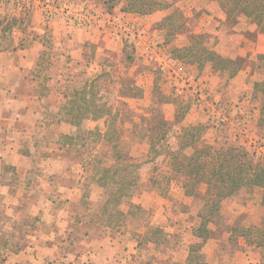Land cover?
Returning <instances> with one entry per match:
<instances>
[{
    "label": "rangeland",
    "instance_id": "1",
    "mask_svg": "<svg viewBox=\"0 0 264 264\" xmlns=\"http://www.w3.org/2000/svg\"><path fill=\"white\" fill-rule=\"evenodd\" d=\"M181 1L54 0L52 7L57 12L49 19L45 11L51 8V0H0V50L9 46L11 52L21 50V54L29 48L45 51L39 65L43 72L37 68L32 74V93L38 99L34 104L28 102L26 112H19L25 127L21 135H11L12 149L20 153L10 152L9 159L20 164L15 179L19 193L26 197L25 209L13 210L7 218L8 213L3 212L0 220L2 243L12 237L24 247L26 230L34 233L28 235L29 242L34 237L42 245L35 246L33 264L42 259L41 264H144L160 256L164 264H182L177 256L190 249L194 261L204 260L202 249L207 240L200 246L192 232L177 235L181 234L177 231L173 237L176 241H172L169 225L152 212L159 208L160 196H174L178 211L189 215L192 210L194 215L188 219L199 224L195 215L200 201L191 196L190 208L183 205L189 204L191 197H184L180 187L183 177L173 170L172 164L177 165L181 155L177 153L172 159L168 151L192 152L191 147L178 149L181 136L191 126L201 124L205 128L201 134L204 143L197 142L198 148L206 143L222 148L241 145L255 154L254 159L264 158V103L255 87L264 79V61L254 53L256 27L241 16L228 19L217 0H198V9L197 3L181 8ZM158 3L163 9L155 10ZM173 5L178 12L172 13ZM85 8L96 19L90 27L76 26L71 14ZM213 19L219 20L215 27ZM90 30L108 34L113 49L96 50L89 54L92 57L88 61H73L71 44ZM45 31L49 38L40 37ZM150 50L167 64L169 73L156 68V62L149 58ZM208 52L215 55L207 58ZM218 55L232 60L228 69L238 65L246 71L238 75V71L220 70ZM58 69L65 72V100L57 94L60 89L55 88V92L45 88V73ZM240 82L246 87L241 89ZM70 98L76 101L71 112L80 116L77 123L69 121L66 108ZM10 103L11 107L17 106L16 102ZM107 111L108 116H117L116 122L122 128L116 146L113 141L98 140L97 134L106 128ZM28 116L36 117L33 120ZM148 118L166 122V135L157 145L158 153L149 149L148 136L158 133L150 129L155 121L151 125L146 122ZM64 134L72 137L66 139ZM18 146L26 147L29 154H21ZM121 155L140 162V183L136 194L120 203L118 208L126 215L118 222L119 227L112 229L101 222L105 221L103 206L108 190L96 178L103 166L122 163ZM260 188H240L247 199L246 209L253 211L241 221L243 225H249L254 215L260 220L264 217L256 204L262 196ZM225 202L220 203L222 214L208 224L212 232L223 228L230 214L226 212L229 200ZM176 218L178 222L182 219ZM155 227L161 228L156 245L143 239L136 248L142 253L128 252L132 242L141 241L147 228L149 237ZM30 248L20 250L19 264H32Z\"/></svg>",
    "mask_w": 264,
    "mask_h": 264
},
{
    "label": "crops",
    "instance_id": "2",
    "mask_svg": "<svg viewBox=\"0 0 264 264\" xmlns=\"http://www.w3.org/2000/svg\"><path fill=\"white\" fill-rule=\"evenodd\" d=\"M197 1L198 0H182L180 6L181 8L182 6H194V3H197ZM206 1H208V3L213 2L210 0ZM163 7L164 6H161L160 4V6L155 8V10H158L159 8L163 9ZM191 8L192 7H190V9ZM195 8H199L198 3ZM177 9V6L173 5L171 10L173 11L172 13L178 12ZM240 16L244 17L242 15ZM219 17L221 18L222 16ZM140 18L141 16H139V19ZM217 22L215 19H213L214 27L215 25H217ZM203 25L204 28L208 29L209 26L212 25V23L210 22L209 26H207V24ZM252 25L256 27L254 23H252ZM256 29L257 41L256 50L254 51V53L255 55L259 56L261 54H264V31H259L257 27ZM45 33L46 31L43 32L40 37L43 38L44 36H47L49 38L47 33L46 35ZM79 36L81 37L77 38L74 44H71V50L69 53L72 57L71 59H74L73 61L75 62L90 60V57H92V55L89 54H93L96 50L100 49L103 51H111L113 49L112 46L114 42L108 34L97 33L93 30H90L82 35L80 34ZM50 38L52 37L50 36ZM54 45H56V42L55 44L51 45V48ZM28 50L29 52H26L25 54H21L20 52H23L21 50L11 52L9 48L4 49L3 51L0 50V220L4 218L3 212L8 213L6 216L7 218L8 215L13 212V210L19 211L21 209H25L26 204V197L24 196V194L19 193L20 188L18 186L17 180L15 179V177L18 175L16 172L18 171L20 164L13 163L9 159V153L12 151H14L15 153H20L18 150H13L11 145L12 140L14 139V137L11 135H16L18 137L19 135H21L20 133H22V130L25 129V127L21 125L24 122H21V120H19V117L24 116H18L20 114L19 112H26L29 109L28 102L30 101L32 102V104H34V99H38L32 93L34 90V80L32 74L37 68L38 70L36 71H42L40 70L41 68L39 65L41 64V60L43 59V54H45V51L43 49L41 50V48H39V50L37 51H35L33 48H29L26 51ZM222 57L226 56L222 55ZM55 71L56 70H54L53 72L49 71L48 74L45 73V88L49 91H55V88L60 89L57 94H60L59 98L65 100L67 99V93L65 92L64 88H67V86L62 84L66 81L64 79L65 72H61V69H58L57 72ZM245 71L246 69L243 71L239 69L238 75H240V73H244ZM63 76L64 78H62ZM236 77L237 75L235 76V78ZM239 85L242 86L241 89H243V87H246L243 86L242 82H240ZM61 90H63V92H61ZM19 97L24 98L23 100H20ZM10 102H16L17 106H9L12 105ZM33 112L31 111V113ZM28 117L34 120L36 116ZM18 149H20L21 154H29V152L26 150V147L22 148L18 146ZM241 190L242 189L238 191V194L235 193L234 195L224 198L220 202L223 205L225 200H229V202H227L229 204V208L226 209V212H229L230 214H227L225 217L226 219L224 220V227L221 229L214 228V232H212V235H210V237L207 239V242H209H206V244L204 243V249H202V253L204 254V262L206 264H264V251L261 248L247 246L245 244V240L242 237H238L236 240H233L231 238L232 228L242 224L241 221H244L246 219V215H251L253 213V211H249L246 209V207L248 206L247 199L244 198L243 195L245 193ZM184 197L190 198L191 196L185 195ZM176 199L177 198H175L174 196L170 197L169 195L165 197L160 196L159 208L152 211L154 212L155 217L160 218V222L165 221V225H169L168 230H170V233H172V239L175 236L174 233H177V231L181 232V234L177 233V235H182V233L184 232L189 233V231L190 233H193V228L197 225L196 223H190L188 219V216L191 215L193 217L194 215L192 210L191 212L187 211L189 215L186 213L182 214L183 212L180 213V211H178V203ZM190 199L191 200L189 204H185L186 202L183 204L184 206H188L187 209L190 208L189 205H191L193 198L191 197ZM256 204L264 211V204L262 203L261 194ZM197 209L198 213L200 206H198ZM226 212H224V214ZM220 214H222L221 206ZM231 214L233 215L232 217H230ZM196 215L195 217L197 218L198 216ZM24 217L27 218V213L24 215ZM176 217L182 218L181 221L178 222V219ZM252 218L254 220L250 222V224L258 225L261 222L260 218L255 215ZM182 224H184V226ZM1 227L2 225L0 223V234L3 233L4 230L1 229ZM179 228L180 230H178ZM209 228L210 230H212L211 226H209ZM97 229L98 228H96V230ZM25 233L28 235H34L33 232L31 233L28 230H26ZM28 235H26L24 247L19 246L16 242H13L12 237L8 242H0V264H19L18 255H20V250H28L29 245L31 246L30 249L32 253L30 261H32L33 264V257L34 255H36L37 250L35 246L37 247V245L39 246L42 244L40 242L36 243L34 241V237H32L31 241L29 242ZM96 237H98V235ZM240 238L243 240H241ZM45 241L46 240H44V243ZM172 241H176V238H174ZM80 245L83 249V242H81ZM138 246L139 243H137L136 241H134V243L132 242V244L128 248V252L131 251V253L136 254L139 251V253H142L140 250L136 249ZM101 251H103V249H101L100 252ZM188 253L189 251H187L185 254L183 253V256L179 254L177 256V260L182 264H186ZM128 255L130 258L133 257L130 253H128ZM162 260L163 258L160 256L149 261V263L144 264H162ZM43 261L44 260L42 259L36 264H41Z\"/></svg>",
    "mask_w": 264,
    "mask_h": 264
},
{
    "label": "trees",
    "instance_id": "3",
    "mask_svg": "<svg viewBox=\"0 0 264 264\" xmlns=\"http://www.w3.org/2000/svg\"><path fill=\"white\" fill-rule=\"evenodd\" d=\"M220 7L226 12L227 18H236L240 15L244 16L251 23H254L259 31H264V0H217ZM160 6V3H158ZM162 6V4H161ZM153 9V8H151ZM201 35V34H200ZM195 35L193 37H200ZM9 46L2 48L8 49ZM189 48V47H187ZM215 55L214 52H208L207 58H212ZM218 67L220 70H225L227 64L232 61L230 58L222 57L218 55ZM264 61V54L258 56ZM240 69L236 65L233 69H228L230 72H236ZM91 82V80L89 81ZM93 83L91 84V86ZM257 91L260 93L261 100L264 103V79L255 83ZM68 107L67 113L69 114V121L79 122L76 114L72 113V105L76 103L75 100L69 99L67 101ZM106 128L102 134L98 133V140H108L115 143L114 146L121 140L122 128L120 124L116 122L117 116H108L110 111L106 112ZM86 117V116H85ZM102 117V116H95ZM78 120V121H77ZM152 118L146 120L147 123L154 122ZM152 125V124H151ZM165 127V128H164ZM153 128L158 134L148 136L149 149L154 153H158L157 145L160 146L166 135V122L164 120L155 121ZM187 132H184L181 136L179 150L184 147H191L192 152L189 154H182L178 150H169V157L176 159L177 153H180L181 159L174 165V169L177 173L182 175L181 189L183 193L194 198H198L200 201V209L197 213L199 218V224L193 228V235L196 240L199 241L201 246L210 235L212 230L209 228V223L213 222L215 218L220 215V202L223 198L229 197L237 193V191L246 186H259L263 189L262 203L264 204V158L257 157L254 159V153H250L245 147L241 145H232L222 148L206 143L198 148L197 142L204 143L202 139V133L205 128L201 124H196L188 128ZM158 130V131H157ZM72 136L64 134V138L69 139ZM122 163L117 165L102 167L98 171H101L96 178L97 181L102 183L108 190V196L105 200L102 216L105 221L101 219V222L105 227L115 229L119 227L121 217H124L126 213L120 210L118 207L121 202L128 201L133 195L136 194L140 179L138 169L140 162L130 161V159L120 156ZM97 175V174H96ZM136 210L140 209V206H134ZM149 228L144 231L140 244L143 239L151 241L154 245L157 244V238L161 232V228L155 227L152 229L151 234L147 237ZM238 237H242L245 240L247 246L259 247L264 251V217L258 225L243 223L232 228L231 238L236 240ZM193 248V247H191ZM189 250L186 260L187 264H206L204 260L199 259L198 262L193 259V251ZM201 257V256H200Z\"/></svg>",
    "mask_w": 264,
    "mask_h": 264
},
{
    "label": "built area",
    "instance_id": "4",
    "mask_svg": "<svg viewBox=\"0 0 264 264\" xmlns=\"http://www.w3.org/2000/svg\"><path fill=\"white\" fill-rule=\"evenodd\" d=\"M52 1V5L51 8H49L48 10L45 11V15L47 16V18L52 19L53 16H55V13L57 12L53 6V1ZM81 12H76L74 14H71L72 17H70V19L72 20L73 24H75L76 26L79 27H90L93 25L96 17L94 15H92V12L89 8H85L83 10H80ZM65 12V11H64ZM69 12L67 11L66 14H68ZM120 29H123L124 31L126 30V27L119 25ZM149 54V58L154 60L156 62V68L158 70H160L163 73H169V68L167 66V64L161 60L157 58V54L156 52H152V50L147 51Z\"/></svg>",
    "mask_w": 264,
    "mask_h": 264
}]
</instances>
